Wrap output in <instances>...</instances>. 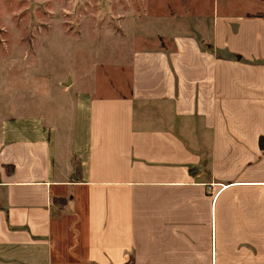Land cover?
<instances>
[{
  "label": "crops",
  "instance_id": "0c3cea01",
  "mask_svg": "<svg viewBox=\"0 0 264 264\" xmlns=\"http://www.w3.org/2000/svg\"><path fill=\"white\" fill-rule=\"evenodd\" d=\"M216 1L63 135L0 126V264H264V10Z\"/></svg>",
  "mask_w": 264,
  "mask_h": 264
},
{
  "label": "rangeland",
  "instance_id": "374dc122",
  "mask_svg": "<svg viewBox=\"0 0 264 264\" xmlns=\"http://www.w3.org/2000/svg\"><path fill=\"white\" fill-rule=\"evenodd\" d=\"M216 2L220 11L264 10V0ZM211 4L212 0H0V126L30 125L38 117L45 125L54 123L57 134L63 135L71 120L70 100L77 93L95 88L98 94H111L128 88L135 33L151 35L148 45H166L168 41L156 35L183 27L194 32L207 20L200 17L209 15ZM180 19L187 20V26ZM68 77L71 81L65 85Z\"/></svg>",
  "mask_w": 264,
  "mask_h": 264
},
{
  "label": "trees",
  "instance_id": "16d2710c",
  "mask_svg": "<svg viewBox=\"0 0 264 264\" xmlns=\"http://www.w3.org/2000/svg\"><path fill=\"white\" fill-rule=\"evenodd\" d=\"M259 145L264 150V138L263 137L259 138Z\"/></svg>",
  "mask_w": 264,
  "mask_h": 264
},
{
  "label": "water",
  "instance_id": "95a60500",
  "mask_svg": "<svg viewBox=\"0 0 264 264\" xmlns=\"http://www.w3.org/2000/svg\"><path fill=\"white\" fill-rule=\"evenodd\" d=\"M70 81L71 79L68 77L67 81L65 82V85H67Z\"/></svg>",
  "mask_w": 264,
  "mask_h": 264
}]
</instances>
